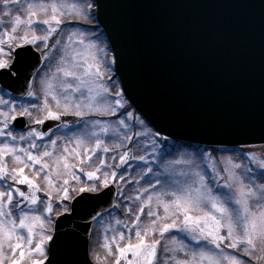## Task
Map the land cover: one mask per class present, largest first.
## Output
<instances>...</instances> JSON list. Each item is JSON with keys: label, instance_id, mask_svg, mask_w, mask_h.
<instances>
[{"label": "snow or ice", "instance_id": "snow-or-ice-1", "mask_svg": "<svg viewBox=\"0 0 264 264\" xmlns=\"http://www.w3.org/2000/svg\"><path fill=\"white\" fill-rule=\"evenodd\" d=\"M108 5L0 0V264H264V143L138 112Z\"/></svg>", "mask_w": 264, "mask_h": 264}, {"label": "water", "instance_id": "water-1", "mask_svg": "<svg viewBox=\"0 0 264 264\" xmlns=\"http://www.w3.org/2000/svg\"><path fill=\"white\" fill-rule=\"evenodd\" d=\"M107 12L128 50L121 86L152 124L183 143H264L261 0H109Z\"/></svg>", "mask_w": 264, "mask_h": 264}, {"label": "rangeland", "instance_id": "rangeland-1", "mask_svg": "<svg viewBox=\"0 0 264 264\" xmlns=\"http://www.w3.org/2000/svg\"><path fill=\"white\" fill-rule=\"evenodd\" d=\"M108 83H111V82H108ZM100 119H103V120H108V119H114V118H109V117H100ZM106 140H107V142L108 143H113L114 142V140H115V137H113V136H109V137H107L106 138ZM110 155V154H109ZM109 163H112V161L111 160H109L108 161ZM128 167V169H129V171L127 172V174L129 175V174H131V172L134 170V178H136L137 176H138V173H139V171H140V168L138 167V162L137 161H131L130 162V164L127 166ZM121 171H123L122 169H121ZM141 183H143V181H141ZM132 186L131 185H129V188H131ZM102 251V250H101Z\"/></svg>", "mask_w": 264, "mask_h": 264}, {"label": "trees", "instance_id": "trees-1", "mask_svg": "<svg viewBox=\"0 0 264 264\" xmlns=\"http://www.w3.org/2000/svg\"><path fill=\"white\" fill-rule=\"evenodd\" d=\"M133 175H134V170H133V171L131 172V174H129V175L127 174V172H125V176H126V177L130 176V177L134 178Z\"/></svg>", "mask_w": 264, "mask_h": 264}]
</instances>
